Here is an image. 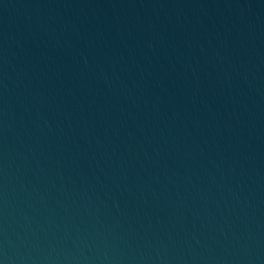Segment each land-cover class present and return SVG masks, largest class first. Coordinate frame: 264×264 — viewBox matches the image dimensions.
<instances>
[{"label": "water", "instance_id": "1", "mask_svg": "<svg viewBox=\"0 0 264 264\" xmlns=\"http://www.w3.org/2000/svg\"><path fill=\"white\" fill-rule=\"evenodd\" d=\"M0 264H264V0H0Z\"/></svg>", "mask_w": 264, "mask_h": 264}]
</instances>
